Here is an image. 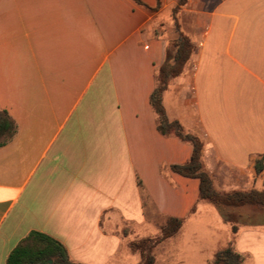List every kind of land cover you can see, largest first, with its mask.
Here are the masks:
<instances>
[{"label":"crops","instance_id":"0c3cea01","mask_svg":"<svg viewBox=\"0 0 264 264\" xmlns=\"http://www.w3.org/2000/svg\"><path fill=\"white\" fill-rule=\"evenodd\" d=\"M139 1L0 0V109L18 127L0 147V264L33 232L77 264H132L131 243L169 219L183 226L158 261L214 264L232 244L264 264V213L213 214L200 181L172 170L193 144L162 135L150 102L168 49L190 38L168 119L203 140L218 192L264 187V0Z\"/></svg>","mask_w":264,"mask_h":264},{"label":"trees","instance_id":"16d2710c","mask_svg":"<svg viewBox=\"0 0 264 264\" xmlns=\"http://www.w3.org/2000/svg\"><path fill=\"white\" fill-rule=\"evenodd\" d=\"M140 2L139 0H136ZM184 1V0H183ZM174 52L168 49L166 63L161 67L158 75V86L150 97V102L158 115V130L162 135H175L184 141L191 142L194 152L190 161L184 165H176L172 170L184 177L194 178L200 181V197L202 200L212 203L219 208L257 207L264 210V191L252 190L249 192L235 191L227 194L218 192L211 176L204 168L203 154L204 142L194 134L186 132L178 121L170 122L163 105V94L168 89L170 82L184 73L185 66L194 53V44L190 38L182 36L173 45ZM18 132V127L9 113L0 109V147L8 144ZM256 171L261 173L264 164L257 161ZM229 222L235 223L233 215H224ZM183 220L169 219L163 227L161 236L155 239H145L132 243L134 251H140L143 264H155L152 255L153 249L160 243L171 238L180 231ZM237 228L233 226V233ZM51 261V262H50ZM214 264H244V258L237 254L232 244L219 250L214 258ZM7 264H77L73 262L66 248L55 239L39 233H31L15 250L10 254Z\"/></svg>","mask_w":264,"mask_h":264},{"label":"rangeland","instance_id":"374dc122","mask_svg":"<svg viewBox=\"0 0 264 264\" xmlns=\"http://www.w3.org/2000/svg\"><path fill=\"white\" fill-rule=\"evenodd\" d=\"M253 190L262 192V191H264V187H258L257 189H253ZM249 191H252V190H249ZM249 191H242V192H249ZM233 192H235V191H233ZM208 205H210V207L213 208V212H212L213 214L220 213V210L222 211V213L226 212V214L233 215L234 217H236L240 213H243V214H250V213H255V212L264 213L263 209H260V208H257V207L245 206V207H239V208H228V207L219 208L218 206H216L214 204H208ZM166 225H167V223H166ZM159 236H161V234ZM158 237H146V238H140L139 237L134 242H139V241H142V240H145V239H155V238H158ZM227 239H228L227 234L223 233V236L221 238L222 243L225 242ZM134 242H132V243H134ZM132 243H131V245H132ZM131 245H130L131 249L129 248V250H127V248H125V251L126 250L130 251L129 253H130V256L132 258V264H143V260H142V256H141L140 251H134L132 249ZM158 251H160V250H156V247L152 251V255L154 257L155 264H166L165 261H166L168 255L167 254H163L162 258L158 261V259L156 258V255H157L156 252H158Z\"/></svg>","mask_w":264,"mask_h":264},{"label":"water","instance_id":"95a60500","mask_svg":"<svg viewBox=\"0 0 264 264\" xmlns=\"http://www.w3.org/2000/svg\"><path fill=\"white\" fill-rule=\"evenodd\" d=\"M51 262V261H50Z\"/></svg>","mask_w":264,"mask_h":264}]
</instances>
